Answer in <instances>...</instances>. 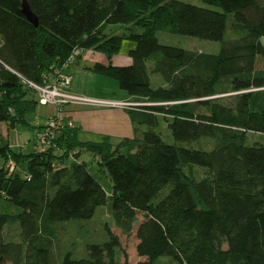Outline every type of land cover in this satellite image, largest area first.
Wrapping results in <instances>:
<instances>
[{
	"label": "trees",
	"instance_id": "1",
	"mask_svg": "<svg viewBox=\"0 0 264 264\" xmlns=\"http://www.w3.org/2000/svg\"><path fill=\"white\" fill-rule=\"evenodd\" d=\"M202 1L218 10L179 0H0V124H26L36 107L22 79L53 78L74 49L111 59L124 40L135 44L130 65L89 69L137 104L127 109L134 136L117 144L80 141L64 126L51 145L23 154L1 141L0 129V264H129L108 226L107 240L85 244L86 258H54L56 226L91 220L100 207L125 235L142 216L141 264H264V0ZM159 31L219 42L220 50L163 45ZM149 72L163 85L152 88ZM159 117L173 144L156 131ZM84 150L107 172L109 195L80 161ZM9 159L23 171L9 174ZM14 226L18 239H6Z\"/></svg>",
	"mask_w": 264,
	"mask_h": 264
},
{
	"label": "rangeland",
	"instance_id": "2",
	"mask_svg": "<svg viewBox=\"0 0 264 264\" xmlns=\"http://www.w3.org/2000/svg\"><path fill=\"white\" fill-rule=\"evenodd\" d=\"M179 1L198 7L218 10L217 7L209 6L205 4L202 0ZM231 37H233V34L228 29L226 33V39H230ZM157 38L159 42L163 45L181 47L186 50L197 51L201 53L216 54L220 50L219 42L202 40L192 36L173 34L167 31L157 32ZM262 43L264 44V38L262 39ZM134 45V43L124 40L119 53L117 55H114L111 59H109L106 55L102 53L94 51H85L81 57L75 58V60L69 65V68L65 70L66 72H69L66 74L71 75L70 89L75 88L80 90L81 87H85L83 89L84 91H82L85 94L80 95L100 99L104 98L119 100L121 99V96H123V94L128 96L126 92L122 91L119 88L118 83L115 80L106 77H98L99 75L89 73L88 70H90L89 66H93L96 63H102L105 65L112 64L114 66L125 65L129 61L128 59L131 60L128 55V52L131 48L134 47ZM151 65V62H148V66ZM257 69H264V59H258ZM149 76L152 88H156L160 85H163V80L160 75L149 72ZM94 78H99V80L101 81L97 83ZM52 108H54V110L56 111L55 107L41 106L37 103L34 111L25 115L26 124L19 123L15 127H10L6 123H1V141L8 143L9 147L16 153L30 154L40 151L42 149V146L37 145L35 137L39 132L40 127L46 123ZM156 131L161 133L166 143H174L170 131L167 128V124L162 119V117H159V127L156 129ZM202 143L203 141H201V144ZM122 153H127L126 149L123 148ZM72 161V158H70L65 162V164H70ZM80 161L86 163L89 172L98 180V182L102 185L106 193L109 195L112 192V182L105 169L97 163V157L91 152L84 150L80 156ZM14 164V171H17L18 173L23 171L24 164H21L19 166H17L15 162ZM1 166L2 161L0 160V167ZM169 189V187L166 188V190L164 191L165 194L168 192ZM140 221H142V216L138 215V223ZM138 223L134 225V229L130 235H125L121 231V229H119L115 225L112 216L105 207L98 208L96 214L91 220H70L65 223H60L55 228L53 250L54 258H59L62 253H65L67 251H72L73 258L75 259L86 258L87 251L85 248V244L102 242L107 240V236L105 235L104 229L105 226H108L110 230L119 237L122 250H124V253L127 256V262L129 264H141L145 261V259L139 257L136 252L137 239L135 237V232ZM18 232L19 231L17 226L10 227L5 231L6 239L17 240ZM224 248H226V246H224ZM118 260L123 263L126 259L124 256L120 255L118 256ZM155 264L178 263L172 260L171 258L161 257L156 261Z\"/></svg>",
	"mask_w": 264,
	"mask_h": 264
},
{
	"label": "built area",
	"instance_id": "3",
	"mask_svg": "<svg viewBox=\"0 0 264 264\" xmlns=\"http://www.w3.org/2000/svg\"><path fill=\"white\" fill-rule=\"evenodd\" d=\"M81 50L74 49L61 70L55 71L53 78L46 77L42 82H30L22 79L23 85L35 93L37 103L41 106H52L56 108L55 114L49 117L35 137L37 145L42 149L51 145L57 133L64 126L73 127L72 122L66 123L64 108L66 105H81L103 108H115L127 110L137 106L136 103L124 100L100 99L74 94L68 90L71 76L63 72L75 58L80 57ZM3 91L0 89V97ZM15 164L12 159L8 160L5 169L9 174L14 172Z\"/></svg>",
	"mask_w": 264,
	"mask_h": 264
},
{
	"label": "crops",
	"instance_id": "4",
	"mask_svg": "<svg viewBox=\"0 0 264 264\" xmlns=\"http://www.w3.org/2000/svg\"><path fill=\"white\" fill-rule=\"evenodd\" d=\"M128 60L129 61L125 65L121 66L130 65L131 60ZM90 67L92 66H89V68ZM67 68H69V66ZM67 68L63 70L64 73H69L65 71ZM88 72L92 73L90 70H88ZM94 79L97 81V83L101 81L99 78ZM84 88L85 87H81L80 90L75 88L70 89L69 86L68 90L74 94L80 95L85 94L82 92L84 91ZM119 100L131 101L129 96H126L125 94H123ZM54 112L55 110L52 108L51 112L49 113V117H51ZM64 113L66 114L65 122H72L77 137L80 141H100L102 137H108L113 144H117L122 139H132L134 136L133 126L128 114V110L67 105L64 108Z\"/></svg>",
	"mask_w": 264,
	"mask_h": 264
},
{
	"label": "water",
	"instance_id": "5",
	"mask_svg": "<svg viewBox=\"0 0 264 264\" xmlns=\"http://www.w3.org/2000/svg\"><path fill=\"white\" fill-rule=\"evenodd\" d=\"M22 13L24 14V16L27 18V20L33 24V26L37 27L38 26V19L36 18V16L34 15V13L31 11L28 3L26 1H24L22 3Z\"/></svg>",
	"mask_w": 264,
	"mask_h": 264
}]
</instances>
